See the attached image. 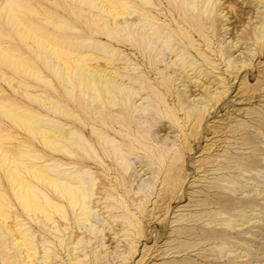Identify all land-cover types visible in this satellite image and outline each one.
<instances>
[{"label": "rangeland", "instance_id": "rangeland-1", "mask_svg": "<svg viewBox=\"0 0 264 264\" xmlns=\"http://www.w3.org/2000/svg\"><path fill=\"white\" fill-rule=\"evenodd\" d=\"M58 1L68 7V0ZM166 9L171 17L178 12L174 5ZM198 10L160 38L182 48L162 62L161 69L169 64L162 71L171 81L167 91L158 85L160 75L145 74V91L133 105L140 108L133 115L137 128L123 142L139 143L126 152L127 163L117 160L116 172L107 170L109 162L98 163L85 176L103 183L122 178L116 191L100 185L103 194L112 193L101 207L111 206L96 209L95 224L108 234L96 228L99 239L88 248L85 239L75 244L81 247L73 256L62 250V261L81 255L87 264H264V0H219ZM119 49L134 72L144 70L133 49ZM186 112L199 118L191 122ZM224 199L234 200L221 207Z\"/></svg>", "mask_w": 264, "mask_h": 264}, {"label": "bare ground", "instance_id": "bare-ground-1", "mask_svg": "<svg viewBox=\"0 0 264 264\" xmlns=\"http://www.w3.org/2000/svg\"><path fill=\"white\" fill-rule=\"evenodd\" d=\"M217 1L68 0L65 8L58 0H0V264H87L81 255L62 261L61 251L73 256L81 247L75 244L85 239L82 246L88 248L100 238L98 212L111 206L101 207L100 201L112 196L100 185L116 191L122 178H86L98 163L109 162L112 172L117 160L127 163L126 152L139 143L123 142L137 128L133 115L140 108L133 105L145 91V74L160 75L158 85L167 91L171 81L162 71L169 64L161 69L162 62L182 48L160 38L171 37V26L186 20L190 9L199 16L200 3ZM168 5L177 9L174 17ZM121 46L146 62L143 71L129 67L131 58ZM125 72L130 81L122 84ZM186 113L191 122L196 119ZM233 200L224 199L221 207ZM99 231L104 234V227ZM138 241L131 240V247Z\"/></svg>", "mask_w": 264, "mask_h": 264}]
</instances>
